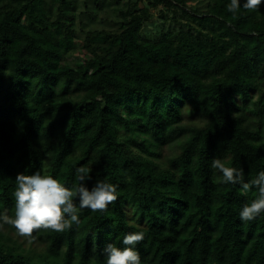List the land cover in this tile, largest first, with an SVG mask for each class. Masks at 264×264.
I'll list each match as a JSON object with an SVG mask.
<instances>
[{"label":"trees","instance_id":"1","mask_svg":"<svg viewBox=\"0 0 264 264\" xmlns=\"http://www.w3.org/2000/svg\"><path fill=\"white\" fill-rule=\"evenodd\" d=\"M147 1L178 9L187 29L141 38L152 15L131 6L116 32L88 36L87 59H72L73 0H0V213L14 218L21 173L72 189L85 167L89 190L117 186L106 211L35 232L40 262L0 246V264H106V246L123 248L132 232L144 234L141 264H264V212L239 216L258 189L212 167L221 159L245 182L264 171V4L240 0L233 14L231 0ZM186 117L202 124L185 127ZM171 144L160 170L148 158Z\"/></svg>","mask_w":264,"mask_h":264},{"label":"clouds","instance_id":"2","mask_svg":"<svg viewBox=\"0 0 264 264\" xmlns=\"http://www.w3.org/2000/svg\"><path fill=\"white\" fill-rule=\"evenodd\" d=\"M264 4V0H245L243 7L255 10ZM241 7L240 0H231L227 6L233 14ZM212 167L223 174V182L240 184L247 193L252 187L258 189V198L246 203L239 213L243 222L253 221L264 212V171L258 173L255 179L245 182L242 170L228 167L221 159H213ZM90 170L85 167L77 169L78 186L70 189L52 175H42L39 171L32 175L18 174L16 177L15 216L5 212L0 213V227L12 226L21 237L31 239L39 230H50L62 233L79 225L81 209L92 212H104L108 206L117 200V186L105 181H97L89 190L85 181L90 179ZM78 198L79 207L73 198ZM144 240L142 232L128 233L123 238V248L109 244L104 249L106 264H141V256L136 245Z\"/></svg>","mask_w":264,"mask_h":264},{"label":"rangeland","instance_id":"3","mask_svg":"<svg viewBox=\"0 0 264 264\" xmlns=\"http://www.w3.org/2000/svg\"><path fill=\"white\" fill-rule=\"evenodd\" d=\"M204 1L186 0L185 4L189 8L195 9L200 8ZM73 5L75 48L71 52L72 59H87L91 54V50L85 48L90 44L88 36L100 31L116 32L123 21L122 13L131 6L135 7L136 11L146 10L152 15L150 20L145 22L141 28V38L153 40L164 31L187 29L185 26L187 19L178 9H169L163 6L153 9L148 5L147 0H73ZM182 124L185 127H195L200 126L202 122L198 119L186 117ZM175 149V145L171 144L157 151L160 153L159 158H146L152 160L154 165L162 170L161 168L165 166L164 160L174 155ZM127 212L132 215L130 210H127ZM133 221H135L134 218L131 222L134 223ZM0 246L5 251L27 256L33 262H40L44 253L43 246L38 242H32L28 238L21 237L4 227H0Z\"/></svg>","mask_w":264,"mask_h":264}]
</instances>
